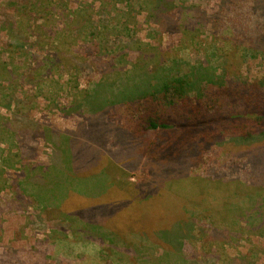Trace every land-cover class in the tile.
<instances>
[{"label": "trees", "instance_id": "1", "mask_svg": "<svg viewBox=\"0 0 264 264\" xmlns=\"http://www.w3.org/2000/svg\"><path fill=\"white\" fill-rule=\"evenodd\" d=\"M225 1L241 6L247 4V14L257 15L258 23L261 24L260 28L264 29V0ZM188 2L189 0L138 1L139 6L141 4L140 10L144 11L147 18L158 26L157 34H178L183 37L182 40L188 47L200 46L201 43L196 40L214 17H209L198 4L187 5ZM122 3H126V6L130 5L128 0H111L105 4L107 8L104 9L108 11L102 12V15L109 16L108 19L98 21L93 18V13H90L88 23L85 25L80 23L82 24L80 26L77 24L81 22V17L75 18L77 12L73 9L70 11L68 5L60 4L61 9H58L62 14L59 15V18L66 20L67 24L72 27L74 26L72 36L77 40L82 39L86 43L85 48L92 49L86 52L85 56H78L79 52L73 53L64 50L60 52V60L66 61L65 65L50 58L46 59L40 65L41 74L39 71H34L35 68L37 69L36 64L31 67L30 63V76L15 73V70L9 71L6 68L9 66L7 64H5V68H2L4 66L1 67L0 63V107L5 110L13 108L12 113L15 117L14 120H11L3 116L0 123V135L5 138L0 141V183L6 182L4 175L7 176L10 170L17 171L21 178L18 185L27 194V197L19 196L20 200L23 202V198L29 200L34 198L33 200L37 204L34 207L40 211V215L37 217L39 223L43 222L42 213L62 207L72 191L86 194L88 192L81 187L83 185L81 181L78 182L77 179L69 176L60 177L64 174L61 171V166L64 165L63 163L66 165V161L70 157L67 149L72 147L74 138L72 133L50 129L49 126L42 125L39 120L28 117L30 109L27 110L24 100L19 99V95L27 96V93L22 89L27 83L31 84L37 96L42 97L41 91L45 92V99L49 104H55L56 108L65 116L89 117L91 132L94 131V122H97V135L95 137L92 135V139L99 136L105 137L98 139L97 145L109 139V135L113 132L110 130L111 125L109 126L105 121L110 112L115 111L118 107L135 112L134 120L129 128L121 132L115 131L113 135L126 142L130 149L127 153L132 155L135 163H145L149 173L152 174L150 170H154V166L159 168L154 170V175L157 176L158 172L159 174L165 172L164 177L158 178L159 184L153 182V179L151 182H142L136 185L139 194L133 192L134 196H132V198L137 197L136 201L143 200L148 190L158 192L164 188L165 181L171 179L172 174L179 179L191 178L196 181V185H193L191 189L202 191V196L204 195V190H201L203 183L204 187H207L208 184L220 181H223L221 183L225 185L239 181L235 179L229 181L225 177L214 180L212 177L196 176L194 170L206 165V157L210 150L223 140H230L231 146L239 149L245 147V150L248 145L254 143L257 145L264 141V79L251 86L244 82L233 84L229 81L231 65L225 51L217 49L215 42L211 43L207 52V59L214 67L197 66L192 72L181 77L178 62L174 61L172 67L152 73L151 66L155 63L158 55L154 56V60L147 62L145 52L148 45H144L135 36L128 24L133 8L127 6L122 10L130 11L122 12L119 10V5ZM44 9L45 7H43ZM41 12L43 13L42 10ZM78 20L80 21L78 22ZM23 27L24 29L16 25L11 27L15 40L13 45L16 49H21L23 44L30 40L25 26ZM214 28L218 29L215 25ZM223 32L229 34V37L224 38L230 40L232 45L237 43V46H243L242 58L247 56L251 51L250 48L255 54L253 57L257 55V52L264 54V51H261L264 50V40L260 41L263 39L261 35L243 36L236 31V28L232 29L231 27ZM255 32L259 33L260 30ZM63 33H65L64 30L59 33L50 32L53 39L59 40L65 45L64 40L66 39H62ZM221 36L215 30L212 33L213 39ZM227 40H225L226 45L231 47V43ZM39 43L37 40L34 45ZM144 46L147 47L143 48ZM131 55L135 56V60L130 57ZM157 64L159 65L160 61ZM95 67L97 77L89 87L84 89H80L77 85L78 77L75 78L73 74L71 75L70 82L78 93H76V97H80L70 101L64 107H59L57 82L51 80L52 82L45 83L42 80L43 75L52 74L57 70L61 74L75 70L77 73L74 74L77 76L91 75L89 72L93 71L87 70ZM227 76L229 78L227 84L223 83L222 86H218V81L226 80ZM217 79L219 80L217 81ZM201 85L205 86L206 94L202 95ZM212 85L218 87L213 90ZM251 87H255L254 92L251 91ZM219 97L228 98L236 104L242 105V109L211 113L210 109L215 107L213 98L218 99ZM23 120L27 123L23 129L13 128L11 125V122L21 123ZM22 135L33 139L42 137L45 142L51 144L52 151L48 166L30 165L24 161L20 153ZM5 140L7 145L17 148V153L1 149V144H5ZM89 152L91 153V151ZM263 154L264 149L260 152V157ZM71 155L73 154L71 153ZM94 160L97 161L96 164L99 163L97 158ZM256 161H258V157L255 158L251 168L252 179L249 178V182L244 178V181L257 187L255 189L257 192L248 198V202L252 206L251 209L255 210V218H250V226H256L257 230L264 231V190H261L264 188V173H261L258 166L261 165L264 169V160L262 163ZM232 163L238 162L233 161ZM105 173L106 181L110 180L111 186L129 187L127 183L117 177L113 169L107 168ZM24 183L26 187H24ZM78 184L79 186H77ZM166 190L171 192L174 188L170 189L166 186ZM92 193L96 194L97 192ZM156 194L159 198L164 195L163 190ZM187 202L190 201L187 200ZM203 203L206 201L200 200V204L196 207ZM132 204L133 201L125 200L111 204L97 203L77 212L65 213L55 225L51 235L55 234L58 239L62 237L64 240L70 238L66 233L75 234L77 241L81 242L82 246H87V248L93 246L97 249L95 255L102 256L114 264H132V262L138 264H200L194 247L198 235L200 240L203 239V242L207 244L215 241L229 242L231 238L241 236L239 232L231 230L232 226L229 224L226 227L228 233L224 237L219 234L220 230L218 229L211 233L210 230H213L211 224V227L202 229L197 219L198 212L194 211L189 219L179 220L171 227L160 230L158 239L155 241H151L147 235L141 238H137V236L130 239L125 238L122 234L126 227L118 219L121 213L126 211L123 209L129 208ZM239 212H246L245 207L243 206ZM229 230L231 231L229 232ZM206 231L209 232L206 233ZM133 236L134 234H132ZM158 240L168 249L160 248V245L156 243ZM70 245L73 244L70 243ZM158 250H162L159 257ZM83 255L84 252H81L77 256L81 258ZM219 259V254L211 251L203 260V264H219ZM247 263L253 264L251 259H248Z\"/></svg>", "mask_w": 264, "mask_h": 264}, {"label": "rangeland", "instance_id": "2", "mask_svg": "<svg viewBox=\"0 0 264 264\" xmlns=\"http://www.w3.org/2000/svg\"><path fill=\"white\" fill-rule=\"evenodd\" d=\"M109 1L111 0H0L1 67L4 66L2 68H5V64H7L9 66L6 68L9 71L15 70V73L30 76V63L31 67L36 64L37 69L35 68V72L39 71L40 65L49 58L65 65L66 61L60 60V52L64 50L73 53L79 52L78 56H85L86 52L92 49L85 48L86 43L82 39L77 40L72 36L74 26L72 27V25L67 24L66 20L59 18L62 13L58 8L61 9L60 4H62L68 5L70 11H72L71 9L76 11L77 17L75 18L79 19L78 17H81V22L78 20L79 24H77L80 26L88 23L90 13H93L92 16L95 20L108 19L109 16L102 15V12L108 11L104 8H107L105 4ZM128 1L130 5L127 6L133 8L128 24L131 30L134 31L135 36L144 45H148L145 52L147 62L154 60V56L158 55L155 63L151 66L152 73L172 67L174 61L178 62L181 77L192 72L197 66L214 67L207 59V52L211 43L215 42L217 49L220 48L225 51L227 60L231 65L229 71L231 80L228 76L226 80L217 79V81L219 80L218 86H222L223 83L224 85L227 84L228 79L233 84L244 82L250 86L264 79V54H258L257 52V55L253 57L255 54L250 48L251 51L245 58H242L243 46H237V43L232 45L230 40L224 38L229 37V34L224 33L223 30L231 27L232 29L236 28V31L243 36L261 35L263 39L260 41L264 40V29L260 28L261 24L258 23V16L247 14V4L241 6L228 3L225 0H189L187 5L198 4L202 10L207 12L209 17H214V19L209 22L206 30L197 38L196 41H199L201 45L188 47L183 42L181 35L157 34L158 26L147 18L144 11L140 10L139 0ZM90 5L91 7H88ZM127 6L126 3H122L119 5V10L125 13L129 12L130 10H122L126 9ZM43 7H45V11ZM113 14L116 15V13ZM14 25L23 29V26H25L30 38L29 42H25L21 49H16L13 45L15 40L11 27ZM214 25L217 26V30ZM63 30L65 33H63L62 39H66L64 40L65 45L59 40L53 39L50 34L51 31L59 33ZM214 30L222 36L213 39L212 33ZM257 30H260V32H255ZM37 40L40 43L34 45ZM225 40L231 43V47L226 45ZM130 57L135 60L134 55ZM159 61L160 64L158 65ZM87 71L93 72H89L91 75L83 76L82 74L77 76L74 74L77 73L75 70H69L65 74H61L57 70L52 74L43 75L42 80L45 83H50L51 80L57 82L59 107H64L70 101L80 97L79 95V97H76L77 92L71 84L72 82H70L72 74L75 78L78 77L76 82H78L77 85L80 89L89 87L97 77L95 75L96 67ZM218 86L212 85L211 88L214 90ZM204 87V85L200 86L203 90L202 95L206 94ZM22 89H24L23 92L27 93V96L19 95V99L24 100L27 110L30 109L29 118L39 120L42 125L49 126L50 129L72 133L73 144L70 149H67L70 157L66 161V165L63 163L64 165L61 166V171L64 174L60 177L69 176L77 179L78 182L81 181L83 184L81 187L88 194L72 191L62 207L42 213L43 222L39 223L37 217L40 215V211L34 207L37 205L33 200L34 198H31V200L35 204L29 199L23 198V202L20 200L19 196L27 197V194L18 185L21 178L17 171L10 170L7 176L4 175L6 182L3 180L4 182L0 183V264H114L102 256L95 255L97 249L93 246L88 248L82 246V243L77 241V235L75 234H69L68 232L66 234L70 238L62 240V237L58 239L55 234L51 235V233L65 213L77 212L97 203L111 204L124 200L133 201L129 208L125 207L123 209L126 211L121 213L118 219L126 227L125 232L122 234L125 238L130 239L135 236L141 238L147 235L151 241H155L158 239L160 230L171 227L179 220L189 219L192 217V212L197 211V219L202 229L209 228L212 225L213 230H210L211 233L218 229L220 230L218 231L219 234L224 237L228 233L226 227L229 224L232 226L231 230L241 234L240 237L231 238L229 242L215 241L209 243L207 241L209 244L204 243L203 239L200 240L198 235L194 247L200 259V264H203V260L207 258L208 253H211V251L219 254V264H248V259H251L253 264H264V231L257 230L256 226H250V218H255V210L251 209L252 206L248 202V198L257 192L255 190L257 187L244 181V178L248 179L249 182V178L252 179L251 168L255 158L258 157L256 162L259 163L264 160V154L260 157V152L264 149V141L261 144L248 145L246 146L247 150H245V147L239 149L231 146L230 140H223L210 150L206 157V165L194 170L196 176L212 177L214 180L225 177L229 181L233 179L239 181L227 185L220 181L208 184L207 187H204L205 184L203 183L201 190H204V195L202 196V191L191 189L193 185H196V181L191 178L179 179L172 174L173 177L166 180L164 188L159 190H163L164 195L162 198H159L156 194L159 191L148 190L143 200L136 201L137 197L132 198L134 196L133 192L139 194L136 185L142 182H151L153 179V182L159 184L158 178L164 177L165 172L163 174L158 172L157 176L154 175V170L159 169L154 166V170H150L152 174L149 173L145 163H135L132 155L127 153L130 149L126 142L113 135L115 131L121 132L129 128L134 120L135 112L119 107L110 112L105 121L109 126L111 125L110 130L113 132L109 135V139L97 145L98 139L105 138L99 136L92 139V135L94 137L97 135V122H94V131L91 132L90 122H88L89 117H67L56 108L55 104H49L48 100L45 99V92L41 91L42 97L37 96L29 83ZM251 89V91H255V87H251ZM213 104L215 107L210 109L211 113H215V111H240L242 109V105L236 104L228 98H213ZM12 109L5 110L0 107V123L3 116L11 120L15 119ZM11 123L13 128L17 129H23L27 124L24 120L21 123L16 121ZM4 139L0 135V141ZM21 139L20 153L26 163L41 167L50 164L51 144L45 142L42 137L33 139L22 135ZM1 145L3 147L1 149H5L6 152L12 150V152L17 153V148L7 145L6 140L5 144ZM89 151L94 154L92 155ZM95 158L99 160L98 164H96ZM233 161L238 163L233 164ZM258 166L261 173H264L262 166ZM107 168L113 169L117 177L127 183L129 187L111 186V181L107 182V178H105L107 177L105 173ZM166 186L170 189L174 188V190L169 192L166 190ZM24 187H26L25 183ZM261 190H264V188ZM187 200L190 202H187ZM200 200H204L206 203L196 207L200 204ZM243 206L246 212H239ZM237 207L238 210L236 211ZM131 228L132 230H130ZM259 228L262 227L259 226ZM208 232L206 231V233ZM132 234H134L133 237ZM70 243L73 245H70ZM156 243L160 245V248L168 249L160 240ZM161 251L158 250V257L162 253ZM81 252H84V255L80 258L77 255ZM132 264L138 263L132 262Z\"/></svg>", "mask_w": 264, "mask_h": 264}]
</instances>
